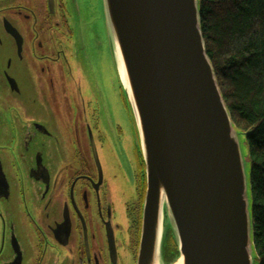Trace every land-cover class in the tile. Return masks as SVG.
I'll use <instances>...</instances> for the list:
<instances>
[{
  "label": "flooded vegetation",
  "instance_id": "flooded-vegetation-1",
  "mask_svg": "<svg viewBox=\"0 0 264 264\" xmlns=\"http://www.w3.org/2000/svg\"><path fill=\"white\" fill-rule=\"evenodd\" d=\"M105 19L103 0H0V264L138 262L146 168Z\"/></svg>",
  "mask_w": 264,
  "mask_h": 264
},
{
  "label": "water",
  "instance_id": "water-1",
  "mask_svg": "<svg viewBox=\"0 0 264 264\" xmlns=\"http://www.w3.org/2000/svg\"><path fill=\"white\" fill-rule=\"evenodd\" d=\"M103 3L146 168L137 264H257L250 161L206 52L200 0Z\"/></svg>",
  "mask_w": 264,
  "mask_h": 264
},
{
  "label": "trees",
  "instance_id": "trees-1",
  "mask_svg": "<svg viewBox=\"0 0 264 264\" xmlns=\"http://www.w3.org/2000/svg\"><path fill=\"white\" fill-rule=\"evenodd\" d=\"M199 9L206 52L248 148L257 264H264V0H200Z\"/></svg>",
  "mask_w": 264,
  "mask_h": 264
},
{
  "label": "rangeland",
  "instance_id": "rangeland-1",
  "mask_svg": "<svg viewBox=\"0 0 264 264\" xmlns=\"http://www.w3.org/2000/svg\"><path fill=\"white\" fill-rule=\"evenodd\" d=\"M105 14H106V13H105ZM105 24H106V19H105ZM106 26H107V24H106ZM112 63H113V60H112ZM113 66H114V64H113ZM114 68H115V66H114ZM115 72H116V70H115ZM241 143H242V146H243V148H242V151H243V157H245L246 164H248L249 161H250V157H249V155H248V148H247V146L245 145V143H244L243 140H241Z\"/></svg>",
  "mask_w": 264,
  "mask_h": 264
}]
</instances>
